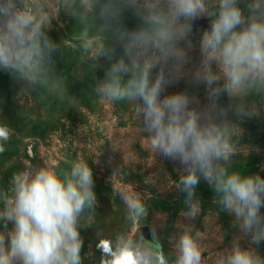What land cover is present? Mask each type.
Listing matches in <instances>:
<instances>
[{
  "label": "clouds",
  "instance_id": "9594fccd",
  "mask_svg": "<svg viewBox=\"0 0 264 264\" xmlns=\"http://www.w3.org/2000/svg\"><path fill=\"white\" fill-rule=\"evenodd\" d=\"M62 12L74 19V48L90 66L96 71L101 59L108 62L95 95L127 104L152 157L182 165L178 181L170 183L185 194L186 210L168 251L155 224L146 239L141 228L151 194L125 182L122 162L110 181L113 197L124 205V222L111 230L99 227L88 160L62 158L61 166L44 157L34 164L30 152L0 184V264H84L80 230L93 225L99 264H264L257 247L264 242V176L234 167L248 148L239 144L243 129L228 119L230 110L252 117L264 107V0H0V71L21 84V106L33 93L36 100L68 94L54 60L65 39L49 35ZM128 12L138 21L131 29L124 24ZM201 18L209 24L199 32V63L189 68L193 23ZM183 78L206 86L205 106L186 92L162 95ZM221 95L233 103L219 105ZM14 136L0 118V155ZM111 148L122 150L118 140ZM201 180L238 230L228 246L209 256L204 233L193 223L202 212L196 195Z\"/></svg>",
  "mask_w": 264,
  "mask_h": 264
},
{
  "label": "rangeland",
  "instance_id": "374dc122",
  "mask_svg": "<svg viewBox=\"0 0 264 264\" xmlns=\"http://www.w3.org/2000/svg\"><path fill=\"white\" fill-rule=\"evenodd\" d=\"M137 23L131 12L125 14L126 27L134 28ZM74 25V19L62 12L49 31L54 41L65 39L62 55L54 54L56 72L62 75L68 90L63 100L52 97L36 100L33 93V100H26L21 106L17 101L21 84L0 71V118L15 131L7 151L0 155V184H6L12 172L23 167L30 152L35 153L36 158L31 160L34 164L44 157L61 166L62 158L88 160L97 197V225L109 229L108 216H120L124 209L120 200L113 197L110 181L113 170L123 162L128 171L125 182L142 195L151 194L149 214L142 227H148L151 232L155 224L164 249L168 251L169 238L176 234V224L182 220L180 213L186 210L185 194L170 183L178 181L182 165L159 154L152 157L139 131L140 122L127 104L102 102L95 95L96 79L103 78L108 62L101 59V67L96 71L90 66L88 59L74 48L77 32ZM203 29L199 26L196 32L192 31L194 47L190 52L189 68L199 63L198 39ZM176 92H186L198 99L201 108L208 103L206 86L187 78L169 85L162 95ZM218 103L228 106L233 102L227 95H221ZM21 111L24 116L20 115ZM228 119L243 129L239 144L248 148V154L238 156L234 167L264 176V107L252 117H239L233 109L229 111ZM112 140H118L122 150L112 151ZM196 195L202 212L193 223L204 233L205 255L209 256L228 246L233 236L238 235V230L232 226V217L220 212L213 204L212 189L205 181L201 180L197 186ZM80 231L84 264H99L100 253L95 249L97 226ZM241 244L247 246V241H241ZM257 247L264 255V242Z\"/></svg>",
  "mask_w": 264,
  "mask_h": 264
},
{
  "label": "water",
  "instance_id": "95a60500",
  "mask_svg": "<svg viewBox=\"0 0 264 264\" xmlns=\"http://www.w3.org/2000/svg\"><path fill=\"white\" fill-rule=\"evenodd\" d=\"M208 24L209 22L207 19H203V18L197 19L193 23V31L196 32L199 26L203 28H207ZM109 221H110V230L117 228L119 225H121L124 222L123 213L120 216L111 215ZM141 232L146 239L151 240V232L148 227H142Z\"/></svg>",
  "mask_w": 264,
  "mask_h": 264
},
{
  "label": "trees",
  "instance_id": "16d2710c",
  "mask_svg": "<svg viewBox=\"0 0 264 264\" xmlns=\"http://www.w3.org/2000/svg\"><path fill=\"white\" fill-rule=\"evenodd\" d=\"M109 218H110V216H108V221H109ZM109 226H110V221H109ZM110 229V228H109Z\"/></svg>",
  "mask_w": 264,
  "mask_h": 264
}]
</instances>
